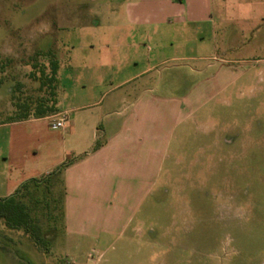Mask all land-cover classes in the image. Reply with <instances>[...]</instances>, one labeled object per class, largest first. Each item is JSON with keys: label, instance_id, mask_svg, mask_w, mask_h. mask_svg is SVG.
<instances>
[{"label": "rangeland", "instance_id": "obj_1", "mask_svg": "<svg viewBox=\"0 0 264 264\" xmlns=\"http://www.w3.org/2000/svg\"><path fill=\"white\" fill-rule=\"evenodd\" d=\"M130 1L0 0V199L32 169L49 172L21 195L44 242L0 220V264H264V0H214L216 24L194 28L178 53L169 35L148 44L116 26ZM53 61L59 108L89 105L73 115L96 129L142 96L189 98L182 123L164 132L168 157L127 229L68 235L62 165L53 166L73 141L53 119L7 124L53 105Z\"/></svg>", "mask_w": 264, "mask_h": 264}, {"label": "crops", "instance_id": "obj_2", "mask_svg": "<svg viewBox=\"0 0 264 264\" xmlns=\"http://www.w3.org/2000/svg\"><path fill=\"white\" fill-rule=\"evenodd\" d=\"M122 9L127 13V19L117 21L116 26L130 28L131 37H135L133 33L137 30L141 42L148 44L161 42L169 35L176 53L178 47L189 44L194 28L216 24L214 0H132ZM148 49L150 52V47ZM157 49L162 50V47ZM174 60L178 61V55ZM156 68L155 65L148 67L133 78L145 76ZM188 101L189 98L168 105L169 101L159 102L142 96L124 111L104 116L108 119L107 124L96 129L99 122L73 115L89 105L61 110L58 100L59 113L54 116L7 124L48 120L62 113L68 114L62 130L65 137L73 141L75 149L67 151L65 158L53 166L57 168L68 162L66 157H75L73 164L63 172L65 231L68 235L98 238L127 229L136 219L169 154L164 132L170 124L177 127L182 123L178 112ZM85 132H91L89 150H84L80 142ZM99 141L102 142L96 150ZM48 174L32 169L23 182L12 185L6 198L13 196L21 184Z\"/></svg>", "mask_w": 264, "mask_h": 264}, {"label": "trees", "instance_id": "obj_3", "mask_svg": "<svg viewBox=\"0 0 264 264\" xmlns=\"http://www.w3.org/2000/svg\"><path fill=\"white\" fill-rule=\"evenodd\" d=\"M51 78L49 79L50 83L53 84L51 97H53V105L45 106L44 103H39L37 105L34 116L36 119H42L54 116L59 113L58 108V94H57V85H58V71L59 64L57 61H53L51 64ZM44 74V73H43ZM32 114H30L29 110H24V113L16 115V117L10 123L27 121L30 119ZM100 148V145L97 144L96 150ZM73 161L66 162L61 166L60 169L57 170V173H63L66 168L71 166ZM52 176V175H50ZM43 180H30L23 184L21 188L11 197L6 199H0V220H3L8 228L12 230H23L31 235L32 239L37 244H42L44 241L41 239L38 234V227L33 223V219L31 218L29 212L26 207L21 202V195L25 189L30 187L31 185L39 186L41 183H44Z\"/></svg>", "mask_w": 264, "mask_h": 264}, {"label": "built area", "instance_id": "obj_4", "mask_svg": "<svg viewBox=\"0 0 264 264\" xmlns=\"http://www.w3.org/2000/svg\"><path fill=\"white\" fill-rule=\"evenodd\" d=\"M51 120L53 119V122L51 123V127L54 130L57 129H64L66 126V123L68 121V114L67 113H62L58 115L55 118H50Z\"/></svg>", "mask_w": 264, "mask_h": 264}]
</instances>
